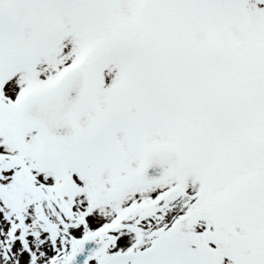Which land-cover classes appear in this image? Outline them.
Returning a JSON list of instances; mask_svg holds the SVG:
<instances>
[{"label":"snow or ice","instance_id":"snow-or-ice-1","mask_svg":"<svg viewBox=\"0 0 264 264\" xmlns=\"http://www.w3.org/2000/svg\"><path fill=\"white\" fill-rule=\"evenodd\" d=\"M0 264H264V0H0Z\"/></svg>","mask_w":264,"mask_h":264}]
</instances>
